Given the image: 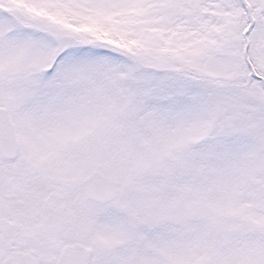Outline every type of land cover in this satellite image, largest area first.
<instances>
[{"label":"snow or ice","instance_id":"snow-or-ice-1","mask_svg":"<svg viewBox=\"0 0 264 264\" xmlns=\"http://www.w3.org/2000/svg\"><path fill=\"white\" fill-rule=\"evenodd\" d=\"M0 264H264V0H0Z\"/></svg>","mask_w":264,"mask_h":264}]
</instances>
